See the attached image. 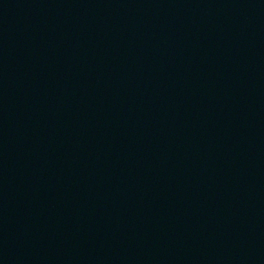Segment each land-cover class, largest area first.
<instances>
[{"label": "water", "instance_id": "water-1", "mask_svg": "<svg viewBox=\"0 0 264 264\" xmlns=\"http://www.w3.org/2000/svg\"><path fill=\"white\" fill-rule=\"evenodd\" d=\"M0 264H264V0H0Z\"/></svg>", "mask_w": 264, "mask_h": 264}]
</instances>
